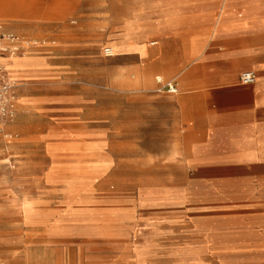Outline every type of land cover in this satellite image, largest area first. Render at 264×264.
I'll return each mask as SVG.
<instances>
[{
  "label": "rangeland",
  "instance_id": "rangeland-1",
  "mask_svg": "<svg viewBox=\"0 0 264 264\" xmlns=\"http://www.w3.org/2000/svg\"><path fill=\"white\" fill-rule=\"evenodd\" d=\"M125 6L139 7L140 0L0 1V27L27 31L0 30L19 38L18 57L41 54L38 38L52 30L57 41L82 46L69 52L59 106L51 104L44 82L12 75L21 106L9 126L22 124L0 135V202L14 208L2 211L0 238L23 246L29 264H264V171H179L141 153H155V146L115 147L106 140L94 149L49 134L60 125L76 131L82 123L108 129L115 109L124 119V99L109 93L103 49L115 46L108 45L109 16ZM96 70L99 82H93ZM56 108L68 114L56 115ZM70 143L82 149L81 157L47 153Z\"/></svg>",
  "mask_w": 264,
  "mask_h": 264
},
{
  "label": "crops",
  "instance_id": "crops-1",
  "mask_svg": "<svg viewBox=\"0 0 264 264\" xmlns=\"http://www.w3.org/2000/svg\"><path fill=\"white\" fill-rule=\"evenodd\" d=\"M21 28L17 24L12 31L0 30L24 35L27 31ZM107 29L108 45H115L110 46L115 56L109 57V93L124 99V119L115 109L108 129L82 123L76 131L60 125L49 134L94 149L106 140L115 147L155 146V153H141L179 171H264V0H140L139 7L125 6L120 15L111 14ZM56 37L53 30L39 36L42 53L19 57L14 73L44 82L51 104L59 106L65 96L58 89L71 72L69 52L82 46ZM245 71L255 74L253 84L239 82ZM99 80L96 70L93 82ZM166 84L176 91L168 92ZM53 113L65 115L68 110L56 108ZM21 124L8 125L6 131ZM54 152L82 155L76 143L47 148L48 154ZM1 166L0 197L5 194ZM77 170L85 172V166ZM5 205L0 202V221L2 211L14 210ZM22 250L14 240L0 238V264H29L31 254Z\"/></svg>",
  "mask_w": 264,
  "mask_h": 264
},
{
  "label": "built area",
  "instance_id": "built-area-1",
  "mask_svg": "<svg viewBox=\"0 0 264 264\" xmlns=\"http://www.w3.org/2000/svg\"><path fill=\"white\" fill-rule=\"evenodd\" d=\"M19 44V38L14 34L0 31V135L5 132V128L13 121L18 101V85L5 68L2 59L17 56L21 52ZM103 55L109 57L111 54L107 48H104ZM255 79V74L251 71H245L239 75L241 84H253ZM157 82L159 83L160 79H157ZM165 87L170 93L176 91L172 84H166Z\"/></svg>",
  "mask_w": 264,
  "mask_h": 264
},
{
  "label": "bare ground",
  "instance_id": "bare-ground-1",
  "mask_svg": "<svg viewBox=\"0 0 264 264\" xmlns=\"http://www.w3.org/2000/svg\"><path fill=\"white\" fill-rule=\"evenodd\" d=\"M110 52V56L109 57H113L114 56V50L110 47L107 48ZM19 57L18 56H10V57H6V58H3L2 59V62L5 66V68L10 72L11 76L13 75L14 73V63L16 62V60L18 59ZM25 65V64H24ZM16 106H17V103H16ZM4 136L7 138L9 137V135L7 134H4Z\"/></svg>",
  "mask_w": 264,
  "mask_h": 264
}]
</instances>
